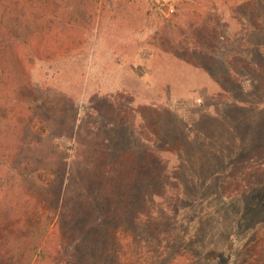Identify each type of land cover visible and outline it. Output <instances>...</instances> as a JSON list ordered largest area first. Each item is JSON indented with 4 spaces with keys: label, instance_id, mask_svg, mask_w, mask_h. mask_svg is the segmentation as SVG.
I'll return each instance as SVG.
<instances>
[{
    "label": "rangeland",
    "instance_id": "rangeland-1",
    "mask_svg": "<svg viewBox=\"0 0 264 264\" xmlns=\"http://www.w3.org/2000/svg\"><path fill=\"white\" fill-rule=\"evenodd\" d=\"M88 6L86 21L54 34L69 51L47 59L36 24L72 4L0 0V38L21 26L24 67L0 66L2 128L22 134L32 106L68 99L83 133L109 141L111 166L81 159L66 184L61 222L94 225L69 260L264 264V0ZM0 184L1 211L27 198L25 186L16 195Z\"/></svg>",
    "mask_w": 264,
    "mask_h": 264
},
{
    "label": "trees",
    "instance_id": "trees-1",
    "mask_svg": "<svg viewBox=\"0 0 264 264\" xmlns=\"http://www.w3.org/2000/svg\"><path fill=\"white\" fill-rule=\"evenodd\" d=\"M68 1L72 8L66 10L62 20L41 18L36 24L35 35L43 43V54L47 59L70 49V44H55L54 34H64L86 21L88 8H94L88 5L100 0ZM18 31L21 26L20 30L8 26L7 36L0 38V66L4 73L12 65L16 71L24 72L21 58L16 53ZM72 37L67 39L72 40ZM72 104L73 101L68 99L61 102L46 97L38 112L37 107L32 106L24 126L26 132L23 130L26 139L23 133L10 136L9 126L2 128L5 118L0 109V182L10 186L11 192L17 188L16 195L20 193L19 187L25 186L27 190L23 202L11 203L12 209L5 212L0 210V264H76L68 257L79 241L89 239L87 230L93 224L88 220L68 217L65 222L63 217L64 223L61 222L62 206L72 199H69L66 184L74 182L75 165L80 164L81 159L89 167L92 165L99 170L111 166L106 161L109 141L94 140L91 133L85 135L75 111L71 114ZM68 105H71L70 110L66 108ZM103 150L104 154L99 155ZM150 173L155 174L152 169ZM103 178L104 175L100 176ZM71 212L74 211L71 209ZM173 219L169 218L170 222ZM147 222L150 223V219ZM118 248L116 254H120L121 247ZM254 260L262 259L256 253Z\"/></svg>",
    "mask_w": 264,
    "mask_h": 264
}]
</instances>
